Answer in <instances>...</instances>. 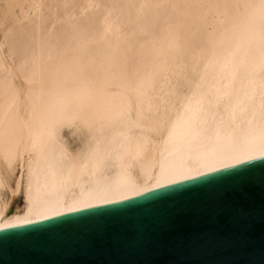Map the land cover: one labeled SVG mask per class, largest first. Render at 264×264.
<instances>
[{
    "label": "bare ground",
    "instance_id": "obj_1",
    "mask_svg": "<svg viewBox=\"0 0 264 264\" xmlns=\"http://www.w3.org/2000/svg\"><path fill=\"white\" fill-rule=\"evenodd\" d=\"M262 58L256 0H0V231L90 209L37 220V180L71 201L257 129ZM82 111L103 126L98 143L69 120ZM191 121L204 140L187 136ZM63 151L77 167L61 175Z\"/></svg>",
    "mask_w": 264,
    "mask_h": 264
},
{
    "label": "snow or ice",
    "instance_id": "obj_2",
    "mask_svg": "<svg viewBox=\"0 0 264 264\" xmlns=\"http://www.w3.org/2000/svg\"><path fill=\"white\" fill-rule=\"evenodd\" d=\"M256 2L264 10V0H256ZM260 66L264 71V58L261 59ZM174 95L176 100L173 103L184 105L185 97L179 91ZM209 103L211 104L212 101ZM228 103H231L230 98ZM261 119L264 120V103L261 104ZM69 120L74 127L88 129L89 136L97 143L99 142L97 133L100 137L104 134L103 126L95 127L83 111ZM187 136L193 141L206 138L203 127L198 128L195 121L189 122ZM92 151L94 150L90 149L89 155ZM257 158H260L261 165L260 191L264 193V123L244 136L229 139L227 143L221 142L219 138L214 143L210 141V145L197 153L191 164L187 162L169 164L162 159L159 168L143 182L133 181L130 178L111 181L86 191L82 190L81 196L71 201L50 197L41 189L37 180L34 192L32 183L30 184L33 199L37 205L32 214L37 220H44L50 216L73 212L80 208L113 205V207L98 208L96 214L84 213L85 216L94 217L99 221H110L116 226L111 234L102 235V241H111L125 251L139 250L151 253L164 251L166 245L170 246L168 249L170 251H180L193 247L202 240L203 233L199 225L205 216L221 229L226 238H229L233 226L252 215L254 207L249 194V179L255 175L256 166L247 164L243 168H233L232 172H223L219 177L209 176L207 181L196 180L195 184L183 185V190L167 188L166 191L155 192L154 196L144 197L142 201L130 198L142 196L145 192L165 188L178 182L195 180L196 177L241 165L245 161ZM56 167L63 175L64 171L71 172L75 169L77 163L72 160L69 152L63 151ZM84 167H87V158ZM209 185H211L210 190L218 193V199L211 207L200 195ZM15 193V197L21 195L20 181L16 182ZM123 201L129 202L123 203ZM20 222L31 221L24 219ZM9 226L11 224L8 222L0 225V227ZM0 248H3L2 243ZM102 264H147V262L124 260L104 261ZM172 264H182V262L173 261ZM248 264L253 262L249 261Z\"/></svg>",
    "mask_w": 264,
    "mask_h": 264
},
{
    "label": "water",
    "instance_id": "obj_3",
    "mask_svg": "<svg viewBox=\"0 0 264 264\" xmlns=\"http://www.w3.org/2000/svg\"><path fill=\"white\" fill-rule=\"evenodd\" d=\"M255 165V175L249 179V194L254 212L250 217L233 226L226 238L221 229L205 216L199 225L203 238L193 247L180 251L168 250L144 253L139 250L125 251L111 241H102L104 233L111 234L115 225L110 221H99L84 213H97L98 208L113 207L103 205L75 213L61 215L22 227L0 231V264H102L104 261L137 260L147 264H264V193L261 188L260 159L250 161L229 169H224L195 180H187L158 189L132 199L143 200L154 196L155 192L167 188L183 190V185L195 184L196 180L207 181L209 176L219 177L233 168ZM216 183V182H212ZM209 185L200 194L203 201L211 207L218 199V193ZM129 201H123L128 203ZM59 222V223H57Z\"/></svg>",
    "mask_w": 264,
    "mask_h": 264
},
{
    "label": "rangeland",
    "instance_id": "obj_4",
    "mask_svg": "<svg viewBox=\"0 0 264 264\" xmlns=\"http://www.w3.org/2000/svg\"><path fill=\"white\" fill-rule=\"evenodd\" d=\"M18 203H19V201H16L14 205H16V204H18Z\"/></svg>",
    "mask_w": 264,
    "mask_h": 264
}]
</instances>
